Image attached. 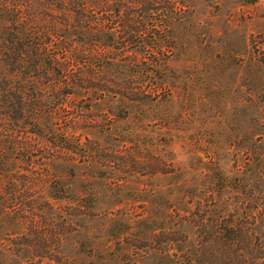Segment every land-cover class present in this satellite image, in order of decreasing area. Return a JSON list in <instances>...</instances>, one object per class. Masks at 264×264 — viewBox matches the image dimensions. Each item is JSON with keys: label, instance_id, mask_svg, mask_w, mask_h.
<instances>
[{"label": "rangeland", "instance_id": "1", "mask_svg": "<svg viewBox=\"0 0 264 264\" xmlns=\"http://www.w3.org/2000/svg\"><path fill=\"white\" fill-rule=\"evenodd\" d=\"M176 3L172 14L159 4L146 12L141 5L120 3V16L135 12L130 16L143 21L152 32L153 37L143 36L140 41L162 38L171 46L165 60L168 70L162 72L168 89L161 101L110 106L93 103L90 107L85 97L90 91L85 93L83 86L78 88L80 94L66 97L57 112L56 132L61 133V139L43 138L24 122L16 126L7 119L0 120V160L4 155L12 163L7 178L0 176V264H85L91 239L83 227L76 226L75 221H84H73L71 215L78 210L76 203L82 196L85 203H120L114 207L115 213L128 214L130 228L134 226L132 230L138 232L141 228L136 222L140 218L153 217L158 224L164 219L168 189L179 188L182 183L177 181L178 170L194 168L197 156L210 161L204 151L210 140L218 143L224 167L232 165V154L243 151L246 138L263 132L259 121L264 119V0ZM46 7L39 9L37 21L50 30L48 19L64 18L61 10ZM50 40L56 43L52 52L64 49L62 70L71 79L85 65V52L76 43ZM129 51L128 60L138 61V53ZM152 75L153 80L159 79ZM130 78L129 84L121 82L122 92L143 90L134 82L135 74ZM52 96L46 92L36 105L52 111ZM12 129L18 133L10 136ZM233 141L238 142L239 150L234 146L228 149ZM85 159L99 164L89 165ZM100 164L102 178L98 182L105 188H117V198L112 199L108 196L111 192L102 189L96 196L84 191L90 180H85V173L95 172ZM188 172L190 179L195 172ZM73 198H77L75 203ZM13 204L16 213L8 214ZM100 222L94 221V228ZM73 228L77 231H71ZM78 231L77 243L73 244ZM96 237L94 249L101 250L105 239L99 233Z\"/></svg>", "mask_w": 264, "mask_h": 264}, {"label": "trees", "instance_id": "2", "mask_svg": "<svg viewBox=\"0 0 264 264\" xmlns=\"http://www.w3.org/2000/svg\"><path fill=\"white\" fill-rule=\"evenodd\" d=\"M121 2L127 7L141 5L146 12L153 4H159L169 14L178 5L176 0H114L111 4L110 0H0V120L7 119L16 126L24 122L43 138L61 139V133L56 132L57 112L66 97L80 94L78 88L83 86L85 93L90 91L85 94L90 107L93 103L110 106L161 101L160 97L165 96L168 89L162 72L168 70L165 60L169 58L171 46L162 38L140 41L143 36L153 37L152 32H148L143 21L130 16L135 12L120 16ZM255 2L250 0V3ZM43 6L62 11L60 15L64 19L61 21L44 19L50 30L37 21ZM50 38L68 45L76 43L80 51L85 52V65L71 79L62 70L64 49L52 52L56 43ZM130 49L138 53V61L128 60ZM152 73L159 79L153 80ZM134 74V82L143 90L122 92L121 82L129 84ZM27 84L34 86L29 89ZM46 92L53 93V104L49 107L52 111L36 105ZM42 118L44 123L40 122ZM259 126L263 132L246 138L243 151L230 156L232 165L222 167L218 143L210 140L208 146H204L210 161L204 162L197 156L194 168L178 170L177 181L182 183L179 188L168 189L167 212L159 224L153 217L140 218L136 223L141 230L135 232L134 226L130 228L128 214L115 213L114 207L120 203L100 205L92 200L85 203V195L82 196L76 203L78 210L73 208L71 215L73 221L76 218L84 221H75L76 226L83 227L88 240L91 239L89 249L85 250V264H264L263 117ZM15 131L12 129L10 136ZM230 146L239 150L236 141L228 144V149ZM1 158L0 176L4 174L7 178L11 158L4 155ZM86 162L99 164L95 160L85 159ZM101 165L95 172L85 173V180H90L84 191L96 196L102 189L111 192L108 196L112 199L117 198V188H105L98 182L102 178ZM190 169L195 173L189 179ZM73 201L75 203L77 198ZM11 207L8 214H15V205ZM96 220L102 221L98 228L92 224ZM80 232L72 240L73 244L77 243L75 238ZM97 233L106 243L101 250L94 249Z\"/></svg>", "mask_w": 264, "mask_h": 264}]
</instances>
